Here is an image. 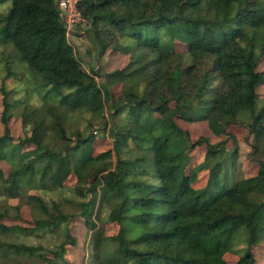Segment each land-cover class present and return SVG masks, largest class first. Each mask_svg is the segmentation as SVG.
Segmentation results:
<instances>
[{
    "label": "trees",
    "instance_id": "obj_1",
    "mask_svg": "<svg viewBox=\"0 0 264 264\" xmlns=\"http://www.w3.org/2000/svg\"><path fill=\"white\" fill-rule=\"evenodd\" d=\"M79 9L98 59L108 51L129 55L125 68L82 66L58 0H0L1 53L13 50L40 94L37 105L22 109L27 131L15 143L8 127L15 105L3 87L0 161L13 168L7 178L0 168V200L20 199L38 216L35 229L0 223V237L58 228L65 236L55 248L0 239V258L69 264L77 238L56 213L62 205L53 200L50 211L43 197L64 190L65 202L79 210L72 219H84L92 232L93 264H228V253L239 257L236 264H257L254 248L264 242V100L257 106L264 0H80ZM12 77L18 78L9 70L4 85ZM81 115L92 116L91 135L75 129ZM96 119L107 131L112 123L113 170L93 153ZM179 120L206 122L216 138L228 136L232 125L246 128L257 174H242L239 149L228 152L225 141L193 143ZM27 146L35 148L23 152ZM196 146L207 153L189 174ZM200 171L209 173L203 186ZM73 175L76 184L67 189ZM10 213L5 208L0 218ZM107 223H117L119 232L107 236Z\"/></svg>",
    "mask_w": 264,
    "mask_h": 264
},
{
    "label": "rangeland",
    "instance_id": "obj_2",
    "mask_svg": "<svg viewBox=\"0 0 264 264\" xmlns=\"http://www.w3.org/2000/svg\"><path fill=\"white\" fill-rule=\"evenodd\" d=\"M89 28L86 27L82 31H79L75 37L70 39L77 57L82 61V66L88 71L92 72V69L100 70L104 73H110L118 69L125 68L129 62L130 57L127 56H118L112 52H106L101 59H98L97 56V45L94 43L90 37ZM2 47H0V137L5 134L6 125L3 121V112H4V93L3 87L7 93L8 99L11 104L15 105L14 113L8 127L10 128L11 135L15 143H18L20 139H24L26 134V128L23 123V118L21 116V111L25 105L35 106L40 102V94L35 90V80L29 74H26L24 67L19 63L16 57L11 58L13 53L12 49H7L5 53H1ZM11 70L13 73L17 74L16 79L13 77L6 80L5 85L3 80L7 73ZM258 72L264 71V58L260 65L257 68ZM113 91L117 94L120 93V86L114 87ZM258 99L257 106L262 105L264 100V86L257 88ZM89 119H92L91 115H81L80 120L76 122L75 129H83L86 135H91L92 130H88ZM102 119H96V126L93 129L95 133V141L93 144V153L96 157L104 158L110 170L115 169L116 165V156L113 151V139L111 136L110 128L112 123H109V131L104 129V126L101 125ZM92 121V120H91ZM94 121V120H93ZM179 125L189 131L191 141L193 143L197 142L200 138H209L213 144L220 143L225 141L228 152L232 153L236 149H239V158L237 165L240 167V171L246 177L255 176L259 170V166L251 162L247 154L250 152L249 143H252L253 137L248 136V131L244 127L237 125H232L228 129V136L222 138H216L210 131L208 124L206 122H195L188 123L182 120L178 121ZM75 129H72L75 132ZM34 146H27L23 149V152L34 149ZM264 151V147H263ZM206 147L205 146H196L192 151L193 161L189 167V174L192 173L194 168L200 166L204 162L206 157ZM0 168L3 170L4 176L7 178L13 168L12 163L6 160L0 161ZM209 173L207 171H200L197 174L198 183L197 186H203L206 179L208 178ZM76 184V177L73 175L69 177L66 181L67 189L73 187ZM69 187V188H68ZM28 194L30 195H42L38 190H29ZM70 195L68 191L64 190L57 191L56 194H44L43 197L48 200L50 211H53V200L59 202L62 206L60 211L56 212L59 215L67 217L68 228L72 237L77 238V245L75 247L69 246L66 258L69 264H93L90 258V239L91 231L87 228L84 219H72V215H75L79 212L77 205L75 203L65 202L67 196ZM99 202V199H97ZM19 211L13 215L12 212ZM0 211H4L5 208H9L11 211V218H0V223L6 224L7 226L19 225L26 229H35L36 228V217L38 216L37 209H34L30 205L24 203L20 199L10 198L5 200L2 198L0 200ZM98 209V204L96 205ZM103 216L106 212V207L102 210ZM62 212V213H60ZM99 226H102V222L97 220ZM107 236L115 235L119 232V225L117 223H107L104 226ZM64 229L58 228L55 230L48 231H32L31 234H24L21 236H4L0 239L5 241L23 242L27 245L34 246H43L46 248H55L57 245H60L64 240ZM255 257L257 264H264V242L259 246L254 248ZM50 257V256H48ZM12 258V257H11ZM228 264H236L239 260V257L235 254L228 253L225 256ZM19 261L23 264H45L42 260L36 258H27L20 257ZM10 263V260L7 258H0V264Z\"/></svg>",
    "mask_w": 264,
    "mask_h": 264
},
{
    "label": "built area",
    "instance_id": "obj_3",
    "mask_svg": "<svg viewBox=\"0 0 264 264\" xmlns=\"http://www.w3.org/2000/svg\"><path fill=\"white\" fill-rule=\"evenodd\" d=\"M80 0H58V7L65 23L67 38L70 41L79 31L86 28L87 21L79 9Z\"/></svg>",
    "mask_w": 264,
    "mask_h": 264
}]
</instances>
